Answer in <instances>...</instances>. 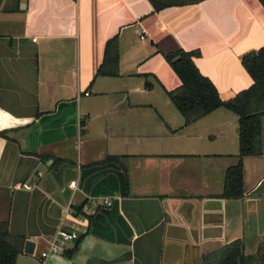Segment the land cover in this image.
Listing matches in <instances>:
<instances>
[{"label": "crops", "instance_id": "0c3cea01", "mask_svg": "<svg viewBox=\"0 0 264 264\" xmlns=\"http://www.w3.org/2000/svg\"><path fill=\"white\" fill-rule=\"evenodd\" d=\"M114 35L118 74L96 75ZM263 45L259 0H0V221L34 242L23 254L70 226L67 204L106 197L50 264H213L235 240L259 264L264 115L259 153L239 158L237 115L185 122L164 53L194 51L228 99L252 83L241 55ZM239 161L240 194H225Z\"/></svg>", "mask_w": 264, "mask_h": 264}, {"label": "trees", "instance_id": "16d2710c", "mask_svg": "<svg viewBox=\"0 0 264 264\" xmlns=\"http://www.w3.org/2000/svg\"><path fill=\"white\" fill-rule=\"evenodd\" d=\"M259 1L264 6V0ZM193 55L194 51L183 48L164 53L180 79L179 85L166 91L171 102L185 122H191L217 107L232 111L237 115L238 122L237 156L241 158L259 153L260 122L264 115V45L241 55V63L251 76L252 83L228 99H222L214 83L200 72L193 61ZM118 59V42L114 35L105 42L103 59L96 75H117ZM226 177L225 194L229 190L240 194V161L228 168ZM81 205L73 207L75 212H81ZM24 241V235L11 232L7 223L0 221V264H16L18 256L23 254ZM242 249L243 244L239 240L232 241L222 258L213 264H244Z\"/></svg>", "mask_w": 264, "mask_h": 264}, {"label": "built area", "instance_id": "2783aa9c", "mask_svg": "<svg viewBox=\"0 0 264 264\" xmlns=\"http://www.w3.org/2000/svg\"><path fill=\"white\" fill-rule=\"evenodd\" d=\"M143 34H140V38L143 39ZM70 185H75V180H71ZM25 187H29L25 184ZM111 204V200L108 198H102L101 201L95 200L94 198L85 200V202L81 205V212H75V209L67 204L64 207L63 213H68L71 215H75V220L72 221L70 226L66 228L58 227L48 239V244L46 248L40 251V253L36 256L39 264H46V260L52 253L63 254L67 248L68 244L77 239L80 234H86L88 232V227L85 224H82L84 220L85 212H89L91 210H96L101 206H108ZM81 224V226H79Z\"/></svg>", "mask_w": 264, "mask_h": 264}, {"label": "water", "instance_id": "95a60500", "mask_svg": "<svg viewBox=\"0 0 264 264\" xmlns=\"http://www.w3.org/2000/svg\"><path fill=\"white\" fill-rule=\"evenodd\" d=\"M115 204V201L114 202H111V204L109 205L111 208H113ZM77 239H75L74 241H76ZM103 244V242H102ZM106 245H111V244H106ZM33 246H34V242L30 239H25L24 241V246H23V252L25 253H29L31 254L33 252ZM118 250V249H126V246L124 245H114L112 250L115 251V250ZM55 256H59V257H62L61 254H57V253H52L49 255L48 257V264H50V261H51V258L55 257ZM64 259H67V258H64ZM69 259H67L68 261ZM262 261H264V258L261 259V257H258V260H257V263L259 264H264Z\"/></svg>", "mask_w": 264, "mask_h": 264}, {"label": "rangeland", "instance_id": "374dc122", "mask_svg": "<svg viewBox=\"0 0 264 264\" xmlns=\"http://www.w3.org/2000/svg\"><path fill=\"white\" fill-rule=\"evenodd\" d=\"M40 246L36 249V256L40 253ZM16 264H39V262H37L36 258H33L29 255H24V254H21L18 256V259H17V263Z\"/></svg>", "mask_w": 264, "mask_h": 264}]
</instances>
